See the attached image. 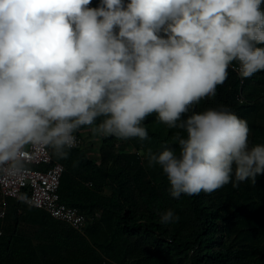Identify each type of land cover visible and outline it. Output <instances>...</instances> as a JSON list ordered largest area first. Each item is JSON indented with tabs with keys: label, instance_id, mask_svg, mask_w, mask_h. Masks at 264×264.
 Returning <instances> with one entry per match:
<instances>
[{
	"label": "clouds",
	"instance_id": "1",
	"mask_svg": "<svg viewBox=\"0 0 264 264\" xmlns=\"http://www.w3.org/2000/svg\"><path fill=\"white\" fill-rule=\"evenodd\" d=\"M0 0V170L18 173L28 149L67 158L82 127L146 140L152 114L174 136L147 153L170 195L212 193L264 175V144L216 96L230 66L264 70V0ZM168 209L161 224L178 221Z\"/></svg>",
	"mask_w": 264,
	"mask_h": 264
},
{
	"label": "trees",
	"instance_id": "2",
	"mask_svg": "<svg viewBox=\"0 0 264 264\" xmlns=\"http://www.w3.org/2000/svg\"><path fill=\"white\" fill-rule=\"evenodd\" d=\"M98 3L92 0L90 7ZM218 105L247 121L250 147L264 144V70L242 79L230 66L216 96L187 115ZM144 125L146 140L106 137L95 159L84 152L87 126L77 132L84 138L81 149L64 159L52 151L65 167L61 201L87 217V228L78 233L44 210L10 199L0 224V264H264V175L255 184L228 183L210 194L173 198L162 169L149 167L146 157L165 145L178 153L174 136L186 134L157 122L155 113ZM168 209L179 220L161 224Z\"/></svg>",
	"mask_w": 264,
	"mask_h": 264
},
{
	"label": "built area",
	"instance_id": "3",
	"mask_svg": "<svg viewBox=\"0 0 264 264\" xmlns=\"http://www.w3.org/2000/svg\"><path fill=\"white\" fill-rule=\"evenodd\" d=\"M77 144L71 150L81 149L84 138L75 133ZM28 161L23 171L11 173L0 170V224L8 211V201L16 199L30 208L44 210L53 219L69 225L78 233H84L88 219L78 209L61 201L60 187L65 172L64 165L55 160L50 148L41 146L28 149ZM4 230L0 227V242Z\"/></svg>",
	"mask_w": 264,
	"mask_h": 264
},
{
	"label": "rangeland",
	"instance_id": "4",
	"mask_svg": "<svg viewBox=\"0 0 264 264\" xmlns=\"http://www.w3.org/2000/svg\"><path fill=\"white\" fill-rule=\"evenodd\" d=\"M85 138H86V147L89 150L99 151L103 144V140L106 137L96 136L91 131H87L85 133Z\"/></svg>",
	"mask_w": 264,
	"mask_h": 264
},
{
	"label": "crops",
	"instance_id": "5",
	"mask_svg": "<svg viewBox=\"0 0 264 264\" xmlns=\"http://www.w3.org/2000/svg\"><path fill=\"white\" fill-rule=\"evenodd\" d=\"M76 152H78V151H76ZM85 154L88 156V157H90V158H92V159H95L96 157H99V151H95V150H89L87 147H86V149H85ZM99 163V162H98ZM86 185L87 186H90L89 185V183H86Z\"/></svg>",
	"mask_w": 264,
	"mask_h": 264
}]
</instances>
